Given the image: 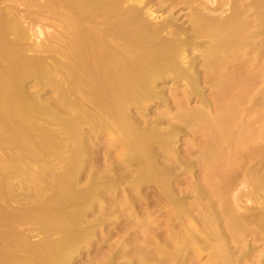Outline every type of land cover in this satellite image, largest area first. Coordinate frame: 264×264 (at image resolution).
I'll return each mask as SVG.
<instances>
[{"label":"bare ground","instance_id":"1","mask_svg":"<svg viewBox=\"0 0 264 264\" xmlns=\"http://www.w3.org/2000/svg\"><path fill=\"white\" fill-rule=\"evenodd\" d=\"M17 2L60 34L38 44L49 50L45 64L27 55L36 49L23 27L34 24L29 13L0 6V148L9 153L0 165V264H70L109 216H131L136 230L122 227L147 240L150 204L153 220L165 206L157 218L167 216L169 235L148 246L155 258L145 257V241L135 249L137 264H264V123L252 111L264 98V0H161L190 7L185 25L151 0ZM45 88L57 98L40 99ZM189 96L200 104L186 108ZM174 100L173 112L150 111ZM181 134L191 136L190 159L176 152ZM180 173H190V187ZM12 181H40L19 209L9 207ZM140 206L143 223L132 218ZM92 212L100 219L89 220ZM31 224L45 235L39 243L16 232ZM178 225L187 233L174 240ZM125 243L102 264H116Z\"/></svg>","mask_w":264,"mask_h":264},{"label":"rangeland","instance_id":"2","mask_svg":"<svg viewBox=\"0 0 264 264\" xmlns=\"http://www.w3.org/2000/svg\"><path fill=\"white\" fill-rule=\"evenodd\" d=\"M12 1H14L13 3H16L17 1L16 0H12ZM12 1L11 0H9V2L11 3H8V0H7V2H5L8 6L7 7H11L14 11H21V13L20 14H24L23 12H26V14H28V16L26 17V20H30L31 19V21L34 23V24H29L28 22L29 21H27V24H26V22L23 24V27L25 28V30H26V36L28 37L27 38V43L30 45V46H32V47H36V49H33L32 51H29L28 53H27V55L28 56H31V57H38V58H40V59H42L43 61H44V63L45 64H50V62H51V57L50 56H48L49 55V50H46V51H41V48H38V44L39 45H42V44H44L43 46H45L46 44L48 45V43H47V40H48V36H52V37H54V36H57V35H59L60 34V31H59V29L58 28H55V27H53L52 25H50V24H48V22H46V20H37L38 18H37V16H36V14H33L32 13V11L33 10H35L36 9V7H34V8H28V9H23L24 7H23V5H19L18 7L17 6H15V5H13V3H12ZM19 2H17V3H21L23 0H21V2H20V0H18ZM151 2H152V4L154 5V8H157L158 7V9H160L157 13L158 14H160V13H162V15H166L168 12H171L172 13V16L173 17H175L176 18V21H177V23H182L183 25H185L187 22H186V18H187V16H188V12H189V10H190V7H188V6H185V5H182V4H179V5H176V6H173V7H171V6H169L168 5V3L167 2H161V0H151ZM5 3L3 4V6H1V7H5L6 5H5ZM17 7V8H16ZM28 17H30V18H28ZM28 18V19H27ZM25 19V18H24ZM25 20V21H26ZM28 25V26H27ZM39 30H40V33L41 34H38V32H39ZM55 38V37H54ZM42 44H41V43ZM44 42V43H43ZM55 43V42H54ZM202 43V45H206L207 44V42L206 41H202L201 42ZM35 45H37V46H35ZM46 45V46H47ZM52 45V44H51ZM49 49V48H48ZM57 55V54H56ZM198 55V53L197 52H194L193 53V56H197ZM54 59L55 60H57V59H59L57 56L56 57H54ZM260 63H259V65L263 62V60H261L260 59V61H259ZM259 65H258V67H259ZM55 77H56V79H58V75H55ZM32 82H28L26 85H27V87H28V90L29 91H32V89L28 86L29 84H31ZM171 83H172V81H166V83H163V85H162V87H167V86H170L171 85ZM256 92V91H255ZM209 93L210 92H208V90L207 89H204V91H203V96L206 98V99H208L209 98V96L211 95H209ZM260 93V92H259ZM258 93V94H259ZM168 95V90L165 88V90H164V97H169V96H167ZM179 95V94H178ZM177 95V96H178ZM182 94H180L179 95V97L181 96ZM209 95V96H208ZM247 95H249V96H247ZM250 93H246V95H243L242 96V98L244 99V97H245V100L247 99V98H249L250 97ZM253 95V94H252ZM259 95H256L255 97L256 98H259L258 97ZM179 97H177L178 98V100H181V98H182V96L180 97V99H179ZM215 97H218V94H216L215 95ZM247 97V98H246ZM263 97V96H262ZM55 98H57V96H56V94H55V92L52 90V88H45V90H44V93H40V99H46V100H53V99H55ZM192 98V99H191ZM260 98H261V96H260ZM259 98V100H261L262 102H263V106H262V104H260L261 106H259V104L257 105V106H254V108L255 107H257L256 108V110H252V111H254V114L256 115V117H257V119L260 121V122H262V123H264V101L262 100V99H264V98H261L260 99ZM188 99H190L189 101L187 100V103H186V99H184L182 102L181 101H175L174 100V102H172L173 104L176 102V103H178V102H181V104H180V106L182 105V103H184V105H185V103H186V105H185V107L187 106L188 108L190 107V108H195V107H197V105H199L200 103H199V101L197 100V99H195V98H193V97H190L189 96V98ZM210 99H214L212 96H211V98ZM248 100V99H247ZM242 101L243 103L241 104L242 106H243V104H244V106H246L247 104H248V101ZM197 101V102H196ZM170 103H171V101H170ZM172 103L171 104H168L167 106H156V105H152L151 107H150V111H156V112H158V111H164L165 110V108L166 107H169L170 108V110H172V112L175 110V108L176 107H178V105H179V103L178 104H176V105H172ZM183 106V105H182ZM242 106L240 107L241 109H243L242 108ZM186 107V108H187ZM189 108V109H190ZM258 121V123H260ZM52 125V124H51ZM50 125V129H54L55 130V128H56V126H54V124L51 126ZM87 130H86V128H84V132H86ZM263 132H261V130H259V132H261L262 134L264 133V129L262 130ZM261 133H260V135H261ZM105 138V139H104ZM107 139H109V137H107L106 138V136H104V137H102L101 139H100V142H99V144H101V145H104V142H105V140H107ZM190 140H191V136L189 137L188 135H186V134H181L180 136H179V140H178V142L176 143V145H175V149H176V152H177V154H178V156L180 157V158H183V156H185V157H187L188 155H189V151H190ZM104 141V142H103ZM192 141V140H191ZM69 142V141H68ZM68 144V143H67ZM67 146H69V145H67ZM1 147V146H0ZM70 148V147H69ZM67 151H68V149H67ZM188 152V153H187ZM68 153V152H67ZM65 154H66V152H65ZM8 155H9V153L8 152H6L3 148H0V165L1 164H3L6 160H7V158H8ZM187 155V156H186ZM7 157V158H6ZM184 157V158H185ZM189 157V156H188ZM187 157V159H190V157L188 158ZM6 159V160H5ZM85 174H87V173H85ZM84 175V174H83ZM83 175H80V177L78 178V180H80L81 181V179H82V181L84 180L85 181V178L83 177ZM179 177L182 179L181 180V182H182V184H183V186L185 185V186H187L188 184H185L186 183V180L183 182V179H188L187 181H189V182H187V183H190V173H183V174H181L180 173V175H179ZM78 182L79 184H83V182ZM21 184V182H19V181H12L11 183H10V185L12 186V191H13V194L14 195H16L17 197H16V199L14 200V201H12L11 202V204H9V207H12V208H17V209H19L18 207H19V205H21L22 203H24L25 202V200L23 199V195H22V193L26 190H30L31 192L34 190V188L35 187H39L38 185L40 184V181H37L33 186L31 185V186H28V187H25V186H22V185H20ZM188 187H190L189 185H188ZM187 189H189V191H187ZM186 191L189 193L190 192V188H187L186 187ZM186 191H185V193H186ZM48 193H50V192H47V194ZM187 193V194H188ZM186 194V195H187ZM181 196V195H180ZM187 196H188V199H187ZM186 196V202H185V206H186V208H188V211L190 212V195L188 194ZM185 197V196H184ZM151 198V197H150ZM149 198V201H150V203H152L153 202V200H151ZM33 199H35V197L34 196H31L30 197V199L29 200H33ZM189 202V203H188ZM242 204V203H241ZM106 205H112L111 203L109 204V203H106ZM161 206V205H160ZM144 207H142V206H140V208H139V215H137V216H132V218H134V217H137V219H136V221H141L142 222V219L144 220L143 222L146 224V222H148V220H146V219H144L143 217H142V219L140 220L139 219V217L141 218V216L143 215L142 214V211L144 210L143 209ZM140 209L142 210V211H140ZM148 209V208H147ZM149 209L151 210V211H149ZM149 209H148V211L146 210L145 212H152V215H150V217L152 218H150L151 219V221L153 222V224L155 223V221H156V219H157V225H158V223L159 224H161V226L162 227H159L160 225H158V226H156V224H154L155 225V227H153L152 225H151V223L149 222L147 225H145V224H143V227H148L149 229H151L152 230V232L150 231L149 232V237L147 236V240H145L146 238H141V236L142 235H137V234H134V230L132 231L133 232V235L131 234V233H129V232H131V231H129V230H132L134 227L132 226V220H129V219H131V216L129 217V219H124V217H125V213H123L122 215H124V217L123 218H121L120 220H116L115 222L117 223V225L119 226V229H117L118 228V226L116 227L115 225H116V223L113 221V219L115 220V218H112V217H110L109 216V218L111 219V220H108L109 218H107V220H105L104 221V225H103V227L101 228V229H96L95 230V232H94V234H93V239L90 241V242H87L85 245H82V246H80V248L78 249V251L75 253V254H73V256H72V258H71V260H70V264H102V263H104L105 262V259H107L108 258V256L110 255V254H112V253H116L118 250L117 249H119V244H118V241H119V243H120V241L122 240H125L126 239V243H125V249H124V251L126 252L125 253V255L124 256H118L117 258H116V264H127V262H129L128 260H130V261H132L134 258H135V262H136V256H135V254H136V252L135 251H137V250H135V249H137L139 246H141V244H143L144 243V241H145V245L143 244V247L145 248V249H147L148 248V246H149V248H151L152 247V245H153V248H154V246H157V243L159 244V243H161L162 244V242L163 241H166V238H167V235H169V228H168V223H167V216H166V218H164L165 217V215H164V212L163 211H165V206H164V208H162V206L160 207V208H158V209H162V211L160 212L161 213V215L163 214V216L164 217H161V220H159L158 221V218L160 219V216L161 215H158V214H160L159 212H158V214H156L155 215V217L156 218H154V220H153V210H152V205L150 204V207H149ZM114 212H116V214H117V212L118 211H114ZM113 212V213H114ZM141 212V213H140ZM163 212V213H162ZM119 213V212H118ZM127 213V212H126ZM144 213V212H143ZM95 214V215H94ZM97 213H95V212H92V213H90L89 215H88V219L89 220H97L99 217L97 216V215H99V214H97ZM142 214V215H141ZM114 215H115V213H114ZM119 215H121V214H117V216H119ZM97 216V217H96ZM127 216V215H126ZM157 216H158V218H157ZM100 217L102 218V219H106L105 218V216H102V215H100ZM108 217V216H107ZM148 218V219H149ZM164 218V219H163ZM100 219V218H99ZM119 219V218H118ZM123 219V221H121ZM134 219V220H135ZM139 219V220H138ZM149 219V220H150ZM130 222H129V221ZM146 220V221H145ZM166 220V221H165ZM162 221V222H161ZM120 222V223H119ZM129 224H128V223ZM142 222V223H143ZM166 222V223H165ZM186 222H187V220H186ZM131 223V224H130ZM165 223V224H164ZM189 223V225L188 226H190V221H188L187 222V224ZM27 225H29L28 223H26ZM115 224V225H114ZM124 224V225H123ZM18 226L19 225H21V224H17ZM32 225H34V224H31L30 226L32 227H29L30 228V231H29V229H26V228H28L26 225H22L23 227H20V229H17L16 228V232H17V230L19 231V232H21V228H22V233L21 234H23V237L25 236L26 237V239L27 240H29L31 243H34V244H36V242H40V240H43L44 238H42V236L43 237H45V235L43 234V233H39L38 234V232H37V230L36 229H33V226ZM126 225V226H125ZM130 225H131V229L129 228L130 227ZM152 227H151V226ZM166 227H165V226ZM26 226V227H25ZM35 226V225H34ZM122 226H124V227H127L128 229H126V228H124V227H122ZM179 226V227H178ZM178 226H176V228H173L174 230V235L177 233L178 235H180V236H178V235H175L174 236V240H179V238H181V236L182 235H184L185 234V236H186V233L187 232H184V231H186V230H184L183 231V228L184 227H180V226H182V225H178ZM115 227V228H114ZM19 228V227H18ZM23 228H24V230H23ZM113 228L115 229V230H117V231H115V230H113ZM123 228H124V230H123ZM155 228V229H154ZM168 228V229H167ZM32 229V230H31ZM135 230H136V227L134 228ZM161 229V230H160ZM113 230V231H112ZM153 230H156L155 232L157 233V234H159V237L157 236L156 237V239H157V241H156V239L154 238L155 236H156V234H155V232L153 231ZM164 230V231H163ZM125 231H127V233L126 234H124L125 233ZM129 231V232H128ZM168 231V232H167ZM19 232H17L18 234H19ZM111 233V234H110ZM162 233V234H161ZM152 234H155L154 236L152 235ZM163 234H164V237H166V238H164V237H162L163 236ZM165 234H167V235H165ZM20 235V234H19ZM136 235V236H135ZM151 236V237H150ZM153 236V237H152ZM124 237V238H123ZM162 237V238H161ZM183 237V236H182ZM42 238V239H41ZM150 238H151V240H150ZM153 238V239H152ZM159 238V239H158ZM121 239V240H120ZM165 239V240H164ZM159 240H161V241H159ZM174 240H172V244H173V242L175 243H177V241H174ZM4 242V241H3ZM164 243V242H163ZM127 244V245H126ZM171 244V243H170ZM126 246H127V248H126ZM146 246V247H145ZM149 248L147 249L149 252H152V250H153V248H151L150 250H149ZM146 250V251H147ZM134 252H135V254H134ZM149 252H147V255H145V257L146 258H148L149 256V258H151V256H152V258L154 257L155 258V254L152 252V253H150L149 254ZM153 254H154V256H153ZM157 257V256H156ZM1 262V261H0ZM134 262V261H133ZM134 262V264H137V262L135 263ZM162 264H163V262H161ZM2 264V263H1ZM154 264V263H153ZM186 264H190V262H187Z\"/></svg>","mask_w":264,"mask_h":264}]
</instances>
